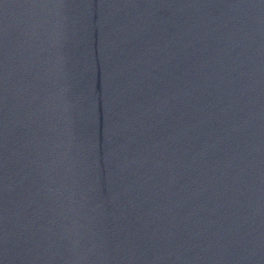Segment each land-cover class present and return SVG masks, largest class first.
Wrapping results in <instances>:
<instances>
[{
  "label": "water",
  "instance_id": "1",
  "mask_svg": "<svg viewBox=\"0 0 264 264\" xmlns=\"http://www.w3.org/2000/svg\"><path fill=\"white\" fill-rule=\"evenodd\" d=\"M0 264H264V0H0Z\"/></svg>",
  "mask_w": 264,
  "mask_h": 264
}]
</instances>
